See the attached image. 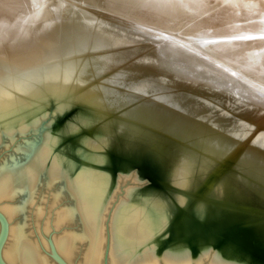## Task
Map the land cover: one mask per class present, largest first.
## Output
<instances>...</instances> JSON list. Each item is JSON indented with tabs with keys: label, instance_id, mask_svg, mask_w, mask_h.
Segmentation results:
<instances>
[{
	"label": "bare ground",
	"instance_id": "6f19581e",
	"mask_svg": "<svg viewBox=\"0 0 264 264\" xmlns=\"http://www.w3.org/2000/svg\"><path fill=\"white\" fill-rule=\"evenodd\" d=\"M50 104L76 107L56 136ZM112 147L200 222L263 227L264 0H0V264H235L157 255L173 205L111 191Z\"/></svg>",
	"mask_w": 264,
	"mask_h": 264
},
{
	"label": "rangeland",
	"instance_id": "374dc122",
	"mask_svg": "<svg viewBox=\"0 0 264 264\" xmlns=\"http://www.w3.org/2000/svg\"><path fill=\"white\" fill-rule=\"evenodd\" d=\"M53 110L54 104H50L46 112L50 114L51 118L53 117L50 123V132L51 134L54 133L53 135L56 136L59 131L62 130L65 123L75 114L76 109L74 107L70 108L69 111L58 114L56 117L52 115ZM77 137L79 136L73 135V133L64 135L63 140L59 142L58 146L54 149V152L61 153L63 151L66 152L70 158L76 159L73 153L64 149L67 147V144H71L72 147L75 146ZM105 154L107 161L100 168L109 176L111 191L115 188L119 178L122 177L126 182L128 181V184L136 185L134 186L135 189L133 188L136 195L149 198L150 196L148 195L157 194L171 204V191L168 190V187L161 181H154L157 174L151 172V167L141 160V157L136 152L108 148ZM129 176L132 177V180L130 181L127 180ZM173 211L171 225H169L164 234L157 239V255L161 254L166 249L181 246L189 250L191 257H195V255L199 253L201 247L208 246L211 250H218L223 255L229 257H232L233 255V257L243 258V260L245 259L249 264H264V229L252 226L235 227L233 222L231 223L233 218L228 212L221 214L220 217H217L214 220L206 219L204 221L203 219L200 222V219L198 220L194 217L191 209L186 211L184 208L176 206L173 208ZM177 220L180 221L178 222ZM198 223L200 224L198 225ZM203 223L205 225H203ZM246 229L248 230L246 231ZM232 233L234 235H232ZM45 236L46 243L51 242L49 241V238H51L52 234L48 233L45 234ZM241 237L245 239L243 240ZM239 240L242 241L241 244ZM253 246L255 248H253ZM47 248L46 251H49V246Z\"/></svg>",
	"mask_w": 264,
	"mask_h": 264
},
{
	"label": "water",
	"instance_id": "95a60500",
	"mask_svg": "<svg viewBox=\"0 0 264 264\" xmlns=\"http://www.w3.org/2000/svg\"><path fill=\"white\" fill-rule=\"evenodd\" d=\"M70 108H73V106H70ZM69 108V109H70ZM75 109H76V107H74ZM69 109H67L66 111H68ZM65 112V111H64ZM54 117L56 116V115H58V114H55L54 113V110H53V114H52ZM51 119H53V117L51 118ZM247 122H249V121H247ZM250 123H252L251 121H250ZM254 124H255V122H254ZM60 132V131H59ZM112 148H114V149H117V148H115V147H112ZM120 150V149H119ZM127 151V150H126ZM138 154V153H137ZM138 155H140V154H138ZM141 157V156H140ZM141 159L143 160V161H146L145 163L147 164V165H149L150 166V164L148 163V161H147V159H145L144 157H141ZM151 167V166H150ZM151 169H152V171L151 172H153V173H155V174H157V171L153 168V167H151ZM157 177H155L154 178V181H156V182H162V183H164V185L165 186H167L168 187V190H170L171 192L170 193H172L171 194V203H172V212H174L173 211V208H175L176 206H179V205H177L176 203H175V201H174V196H173V194L175 193V190L176 189H174V187H172L170 184H169V181L166 179V176H161V175H156ZM148 196H150L151 198H158V199H160L163 203H165V204H168V205H170V202L169 201H167V200H165V199H163L162 197H160V196H158L157 194H151V195H148ZM189 208H191V205L189 204L188 205V207H185L184 209L186 210V211H189L188 209ZM226 212H228V213H230V215H231V217L233 218V225L234 226H238V227H243L239 222H238V220L236 219V217H234V215H233V213H232V211H231V209H227V210H225V211H222V212H220V213H216V212H207V214H206V218L205 219H210V220H214V219H216L217 217H220L221 216V214H223V213H226ZM171 213V212H170ZM173 214V213H172ZM249 227V226H248ZM252 227H255V228H261V229H264V226L263 227H258V225H253ZM207 248H209V247H207ZM210 249V248H209ZM211 250V249H210ZM186 251L189 253V250L186 248ZM212 252H214V253H216L217 254V256H219V258L220 259H222V260H225V261H230V262H233V263H235V264H249L247 261H245V259L243 260V258H237V257H229V256H226V255H223V254H221L218 250H211ZM190 254V253H189Z\"/></svg>",
	"mask_w": 264,
	"mask_h": 264
}]
</instances>
